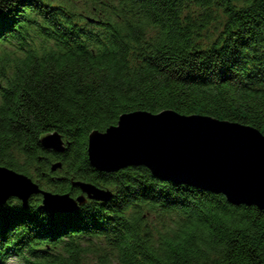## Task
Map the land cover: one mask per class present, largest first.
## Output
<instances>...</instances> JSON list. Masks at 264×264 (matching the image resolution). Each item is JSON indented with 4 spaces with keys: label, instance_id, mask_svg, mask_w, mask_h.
Segmentation results:
<instances>
[{
    "label": "trees",
    "instance_id": "trees-1",
    "mask_svg": "<svg viewBox=\"0 0 264 264\" xmlns=\"http://www.w3.org/2000/svg\"><path fill=\"white\" fill-rule=\"evenodd\" d=\"M164 110L264 135V0H0V166L53 193L112 192L72 212L9 198L0 264H264V210L91 165V132ZM52 132L64 150L41 144Z\"/></svg>",
    "mask_w": 264,
    "mask_h": 264
},
{
    "label": "water",
    "instance_id": "water-1",
    "mask_svg": "<svg viewBox=\"0 0 264 264\" xmlns=\"http://www.w3.org/2000/svg\"><path fill=\"white\" fill-rule=\"evenodd\" d=\"M46 149L62 151L57 132L40 140ZM88 159L97 170L115 171L144 165L161 179L192 184L223 194L232 204L264 210V135L256 128L204 115L134 111L122 114L117 125L88 136ZM61 167L57 162L52 171ZM81 197L53 193L30 177L0 166V205L16 197L23 206L41 195V207L72 212L87 200L108 201L112 192L90 183L74 182Z\"/></svg>",
    "mask_w": 264,
    "mask_h": 264
},
{
    "label": "rangeland",
    "instance_id": "rangeland-1",
    "mask_svg": "<svg viewBox=\"0 0 264 264\" xmlns=\"http://www.w3.org/2000/svg\"><path fill=\"white\" fill-rule=\"evenodd\" d=\"M82 195H81V193L80 194H77L76 196H72L73 197V199H75V201H77V198H79V197H81ZM31 198V197H30ZM30 198H29V200H30ZM29 202V201H28ZM28 202H27V204H28ZM83 205V204H82ZM27 206V205H26ZM81 206V205H80ZM45 209V208H44ZM46 210H52V209H46ZM6 264H22L21 263V261H19V260H17L16 258H14V257H10L8 260H7V262H6Z\"/></svg>",
    "mask_w": 264,
    "mask_h": 264
},
{
    "label": "bare ground",
    "instance_id": "bare-ground-1",
    "mask_svg": "<svg viewBox=\"0 0 264 264\" xmlns=\"http://www.w3.org/2000/svg\"><path fill=\"white\" fill-rule=\"evenodd\" d=\"M14 171V170H13ZM16 172V171H15ZM27 176V175H26ZM29 177V176H28ZM36 183V182H35Z\"/></svg>",
    "mask_w": 264,
    "mask_h": 264
}]
</instances>
